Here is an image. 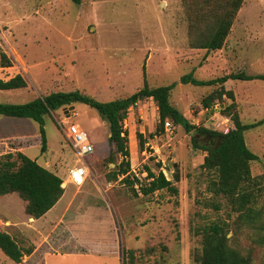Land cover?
Instances as JSON below:
<instances>
[{"label":"rangeland","instance_id":"374dc122","mask_svg":"<svg viewBox=\"0 0 264 264\" xmlns=\"http://www.w3.org/2000/svg\"><path fill=\"white\" fill-rule=\"evenodd\" d=\"M242 2L224 46L206 52L189 46L187 18L200 14L183 0H81L79 5L0 0V81L21 76L26 83L0 91V104L75 91L107 103L130 97L144 82L151 88L175 84L170 104L187 122L192 124L191 116L199 122L190 133L179 125L165 131L152 101L131 107L122 123L130 168L112 180L125 163L116 153L109 157L114 148L108 143V125L95 109L76 103L44 116L45 155L33 143L25 155L38 162L47 158L61 177L64 196L58 216L56 208L39 223L26 219L17 194L0 197V231L23 248H34L20 264H201L205 233L213 226L229 251L247 264H264V124L243 134L257 157L248 164L251 181L242 193L251 194V201L243 207L210 192L218 180L216 170L201 168L207 153L192 145L195 130L209 127L213 104L233 128L235 121L264 120V82L229 81L223 88L180 84L190 72L203 81L238 72L264 76V0ZM6 62L9 67H3ZM13 121L0 116L2 136L18 133ZM22 121L38 134L35 122ZM58 123L79 126L94 146L85 159L89 174L82 186L68 181L77 160ZM196 139L202 146L216 143ZM147 170L161 172L177 195L165 189L140 193ZM0 264L14 263L0 251Z\"/></svg>","mask_w":264,"mask_h":264},{"label":"trees","instance_id":"16d2710c","mask_svg":"<svg viewBox=\"0 0 264 264\" xmlns=\"http://www.w3.org/2000/svg\"><path fill=\"white\" fill-rule=\"evenodd\" d=\"M70 1L76 5L81 3V0ZM183 2L200 14V16L187 18L189 46L206 50V52L221 50L242 6V0H183ZM200 24H203L204 28H201ZM2 58L5 57L2 56ZM9 66V62H6L3 67ZM253 80L264 82V76L238 72L203 81L195 79L190 72L180 78V84H191L195 87L219 85L223 88L229 81ZM25 87L26 83L21 76H15L6 82L0 81V90L3 91ZM174 88L175 84L151 88L144 82L142 89L130 97L107 103H99L78 91L54 92L35 98L26 104H0V116L30 119L35 122L39 130L40 153L44 154L47 150L44 116L76 103H82L95 109L102 121L108 125V143L114 148V151L109 153V157L116 153L124 159L122 162L125 163V167L112 175V180H115L118 176L127 175L130 168L128 160H125L129 155L126 149L128 138L122 123L131 107L134 108L139 102L151 98L157 108L161 128L164 121L169 120L172 125H179L186 133L193 131V127L169 102L170 93ZM262 124H264V120L245 125L235 121L233 130L226 135L204 128L195 130L196 137L200 136L207 141H216L213 146H202L197 143L196 137H192L193 147L207 153L201 168L207 172L216 170L218 176L217 182L211 184L210 192L231 197L235 202L238 200L242 207L251 201V197H249L251 194L242 193V191L244 184L251 181L248 164L255 161L257 157L247 149L243 134ZM155 128L158 131L157 124ZM138 137L139 145L142 147V136ZM14 157L18 163L13 161ZM146 173L147 183L140 189V193L144 196L163 189L177 195V189L161 172L154 174L147 170ZM61 186L62 180L58 176L20 152L15 155L8 153L0 157V197L17 194L24 203V214L33 220L40 219L57 204L64 192ZM33 250L32 247L26 249L21 247L10 235L0 231V251L14 264H20L23 257L31 255ZM201 264H247V262L226 248L225 237L220 234L217 226H213L205 233Z\"/></svg>","mask_w":264,"mask_h":264},{"label":"built area","instance_id":"2783aa9c","mask_svg":"<svg viewBox=\"0 0 264 264\" xmlns=\"http://www.w3.org/2000/svg\"><path fill=\"white\" fill-rule=\"evenodd\" d=\"M202 111L208 112L207 109ZM192 124L188 122L190 126H198L199 122L192 117ZM209 127L206 129L214 132H219L226 135L233 130V125L228 119L220 112L218 104H213L208 117ZM62 131L67 144L69 145L72 154L75 156L77 163L68 171V181L74 186H82L85 182L87 175L89 174V167L86 164L85 159L94 153V146L90 142L89 137L85 131L79 128L77 125L61 126L64 124L58 123ZM164 130L170 131L173 126L169 120H165ZM152 147V146H151ZM153 148V147H152Z\"/></svg>","mask_w":264,"mask_h":264},{"label":"crops","instance_id":"0c3cea01","mask_svg":"<svg viewBox=\"0 0 264 264\" xmlns=\"http://www.w3.org/2000/svg\"><path fill=\"white\" fill-rule=\"evenodd\" d=\"M3 82H6V81H3ZM0 91H3V90H0ZM4 91H6V90H4ZM145 100L152 101L151 98L145 99ZM3 117H6V116H3ZM13 119L15 120V121H13V123H14V126L17 128L18 133H15V132L11 133L7 137H4L0 134V150L3 149L2 147H7V150H1L0 151V155L8 154V153L15 154L18 152L25 155L26 152L31 148V143H33V145H35L37 147L40 144L38 141L39 136H38L35 129L32 130V127H30L26 121H22L23 118H13ZM46 159L47 158H45V159L43 158L40 162H38L37 160H35V161L38 162L37 164L40 165L41 167H43L44 169H46V170L52 172L53 174H55L56 176H58V173H56L52 169L50 162H48ZM58 177L61 179L60 176H58ZM63 196L64 195H62V198H63ZM62 198H60V200L57 202V204L50 211H48L43 217H41L40 219L33 220V219L29 218L27 215L25 216L26 219L32 221L33 223H39V221H42L44 219V217H46L48 214L52 213L58 207ZM60 210H61V207L57 208L58 212L55 215V217L58 216ZM31 256L32 255H29L28 257H25V258L30 259Z\"/></svg>","mask_w":264,"mask_h":264},{"label":"water","instance_id":"95a60500","mask_svg":"<svg viewBox=\"0 0 264 264\" xmlns=\"http://www.w3.org/2000/svg\"><path fill=\"white\" fill-rule=\"evenodd\" d=\"M69 110H73V108H68ZM66 112V115L69 117V114L67 113V111H65ZM175 171H177V169H175Z\"/></svg>","mask_w":264,"mask_h":264}]
</instances>
